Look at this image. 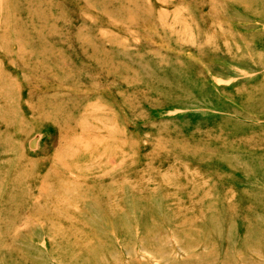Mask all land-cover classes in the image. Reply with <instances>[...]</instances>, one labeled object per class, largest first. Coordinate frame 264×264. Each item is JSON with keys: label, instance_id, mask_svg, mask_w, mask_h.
I'll list each match as a JSON object with an SVG mask.
<instances>
[{"label": "rangeland", "instance_id": "374dc122", "mask_svg": "<svg viewBox=\"0 0 264 264\" xmlns=\"http://www.w3.org/2000/svg\"><path fill=\"white\" fill-rule=\"evenodd\" d=\"M0 264H264V0H0Z\"/></svg>", "mask_w": 264, "mask_h": 264}]
</instances>
